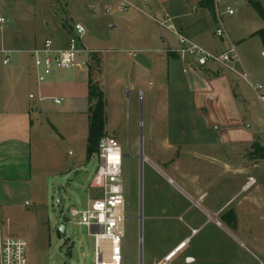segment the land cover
I'll list each match as a JSON object with an SVG mask.
<instances>
[{"label": "rangeland", "instance_id": "374dc122", "mask_svg": "<svg viewBox=\"0 0 264 264\" xmlns=\"http://www.w3.org/2000/svg\"><path fill=\"white\" fill-rule=\"evenodd\" d=\"M59 1L0 0V17L6 20L0 23V50H11L8 65L2 62L7 54L0 51V76L19 73L22 67L36 71L32 55L25 51L48 38L63 36L62 16L70 21L72 15L76 23L85 27L84 43L103 51L100 57H105L100 77L106 100L105 130L117 136L114 137L125 154L123 264H140L141 256L142 264H158L166 250L183 242L190 228L185 216L186 223L174 218L169 222L161 220V208L156 220L147 219L151 215L146 208L148 186L152 184L158 190L163 176L141 156L168 174L162 161L168 158L170 163L171 157L180 154L178 168L189 174L195 166L189 151L206 149L204 144L198 149L192 141L211 137L213 132H193L191 125L201 117L194 108L192 94L186 91L183 78L168 74L163 57L169 48L177 46L178 37L155 18L169 16L177 28L191 24L199 19L191 12L197 0H188V4L187 0H158V7L150 12L139 11L133 3L123 10L124 0ZM140 2L145 8L144 1ZM261 2L264 6V0ZM230 3L237 12L224 17L231 40L238 45V56L256 75L263 76L259 36L242 38L263 28L264 19L248 6L247 0ZM200 17L208 24L205 38L216 43L207 12L202 11ZM242 91L249 107L239 105L240 114L232 111V117L238 122L240 116L245 125L251 124V130L264 142V102L246 82L240 83L237 92ZM33 117L32 176L7 186L0 184V240L6 236L24 239L27 264H94V237L87 226L79 224L80 216L70 215L73 208L84 209L100 196L93 182L98 155L90 160L86 157L89 119L83 114L76 118L63 115L58 132L48 125L49 118H54L52 114L33 113ZM166 139L168 143H163ZM226 150L229 167L243 163L245 174L229 171L227 194L233 204L226 212L227 221L217 224L218 228L216 223H205L209 226L192 239L187 254L195 257L196 264H264V158L253 157V148L247 144L228 143ZM155 198L160 199L159 193Z\"/></svg>", "mask_w": 264, "mask_h": 264}, {"label": "crops", "instance_id": "0c3cea01", "mask_svg": "<svg viewBox=\"0 0 264 264\" xmlns=\"http://www.w3.org/2000/svg\"><path fill=\"white\" fill-rule=\"evenodd\" d=\"M124 1L133 3L142 12L154 11L158 7V0H142L145 8L142 6L141 0ZM258 1L263 6V2H261L263 0ZM58 3H60L59 0ZM221 4L231 3L230 0H222ZM215 5V0H197L191 5V12L199 19L191 24L181 25L179 30L210 50H222L225 48L226 43L214 35L216 26ZM248 6H250L249 3ZM234 8L237 12V8ZM202 11L207 12L212 25H214L212 35L217 39L216 43L208 42L207 38H205L208 24L204 17H200ZM69 18L70 21L67 17L63 18L62 16L61 18V24L65 32L63 36L61 35L62 37L60 36L56 39L51 38L54 40L56 47H66L70 35L73 33V26L76 22L72 15ZM254 32H249L242 38V41L256 36L253 35ZM39 45L34 44L25 52L29 53L31 49ZM82 46L95 52L82 55L81 65L75 69L55 71L46 77L39 75L38 71L34 69V71H25L23 67L19 73L1 74L0 184L7 186L10 182L29 180L32 176L33 113L40 115L45 113L48 115L52 114L54 118L52 120L49 118L48 125L57 131V127L59 128V125H63V115L76 118L79 114H83L85 118L89 119V77L92 76L93 81L98 83L103 89L100 84V77L105 57L103 55L101 59L100 56L103 51L88 47L83 40ZM236 46L238 47L237 43ZM171 49L169 48L163 55L168 66V74L176 73L179 75L178 78H181V80L183 78L182 81L185 83L186 91L192 94L194 108L202 120L191 125L193 132H213V135L207 138L204 137V139L195 138L192 141L195 146L198 145V149L200 144H204L206 149L205 151L197 149L189 151L191 160L195 162L194 169L189 174L182 172L178 168L181 164L180 154L179 156L171 157L170 163H167L168 158H165L164 162L162 161V165L166 166L171 177L169 173H165L153 161L142 155V160L148 161L152 168L163 176V185L158 190L152 184L148 186L146 208L147 213L151 215H147V219L149 221L150 219L152 221L156 220L159 208H161L162 215H164L161 220L166 222L174 218L186 223L183 217L185 216L187 224L189 223L190 232L182 239V241H188V243L181 250L177 260L178 262H184L186 257H193L194 261L190 264H196L195 257L187 254L192 239L209 226L205 225V223H210V225L216 223L215 227H217V224L221 226L222 223L227 221L226 212L229 206L233 204L230 203L232 198L229 199L227 194L229 171L240 176L245 174L243 163L239 167H229L226 145L228 143H240L247 144V146L253 148V142L257 141L264 148V142L251 130V124L245 125L240 116V120L237 122L235 120L236 117L233 118L231 114L235 110L240 114L239 105L243 103L247 108L249 107L244 92H237L240 88V83H245L246 81L232 71H220L213 65L203 68L197 67L189 61L182 60L178 54L171 52ZM0 51L5 55L7 54L2 62L4 64V60L9 58V62L4 64L8 65L10 63L8 54L11 50L1 49ZM238 59L237 62L233 63L234 68L239 71H247L253 81L264 85V75H256L254 70L244 63L240 57ZM95 67L99 71L97 75L94 74ZM53 99H62V101L55 103ZM38 126L42 125L38 123ZM197 128L202 129V131L197 130ZM106 135L110 136L108 132H106ZM114 136L116 135H111L110 137L116 139ZM61 137L63 139V135ZM163 143H168V140H164ZM178 149L180 152L182 150L181 146ZM199 161L202 162L200 163ZM198 162L200 165H198ZM168 179L171 181L170 184ZM156 193H159L160 199L155 198ZM185 202H188L189 205L185 206ZM162 209H165V212ZM174 210H176L175 213L172 212ZM193 230H196V232H193ZM178 245H173L166 250L163 257Z\"/></svg>", "mask_w": 264, "mask_h": 264}, {"label": "built area", "instance_id": "2783aa9c", "mask_svg": "<svg viewBox=\"0 0 264 264\" xmlns=\"http://www.w3.org/2000/svg\"><path fill=\"white\" fill-rule=\"evenodd\" d=\"M222 0H215L216 26L214 35L226 43L223 50H210L197 41L184 35L169 16L163 19L155 18L156 22L165 29L172 31L178 37V46L172 49L178 56L189 61L197 67L210 65L223 66L236 73L246 81L257 97L264 101V85L253 81L245 70L239 71L233 63L239 59L237 46L231 40L226 26L225 17L233 16L236 9L230 4H221ZM131 3L124 1L121 5L126 10ZM6 20L0 17V23ZM85 27L79 23L74 24L66 47H56L54 40L48 38L40 46L29 51L34 59V65L39 75L46 77L53 71L75 69L81 65L84 54L95 52L82 46ZM9 58L4 60V64ZM60 103L62 99H53ZM99 166L95 172L93 182L100 190V196L92 199L86 208L70 211L72 217L80 216L79 224L87 226L90 235L94 237V264H123L125 239V184L123 177L124 151L119 142L110 136L102 138L97 152ZM196 232V230H193ZM188 241H183L175 249L168 252L158 264H190L193 257H186L184 262H178V256ZM27 242L24 239L6 236L0 240V264H27Z\"/></svg>", "mask_w": 264, "mask_h": 264}, {"label": "trees", "instance_id": "16d2710c", "mask_svg": "<svg viewBox=\"0 0 264 264\" xmlns=\"http://www.w3.org/2000/svg\"><path fill=\"white\" fill-rule=\"evenodd\" d=\"M249 5L264 19V8L259 1L247 0ZM253 35L259 36L264 47V27L255 31ZM90 75V74H89ZM89 77L90 106L88 111L89 126L86 144L87 160L99 151V144L106 135V100L103 89ZM252 156L264 158V148L257 141L253 142Z\"/></svg>", "mask_w": 264, "mask_h": 264}, {"label": "water", "instance_id": "95a60500", "mask_svg": "<svg viewBox=\"0 0 264 264\" xmlns=\"http://www.w3.org/2000/svg\"><path fill=\"white\" fill-rule=\"evenodd\" d=\"M141 157H142V156H141ZM61 230H62L63 235L65 236V227L62 226V227H61ZM140 264H142V256H141V258H140Z\"/></svg>", "mask_w": 264, "mask_h": 264}]
</instances>
